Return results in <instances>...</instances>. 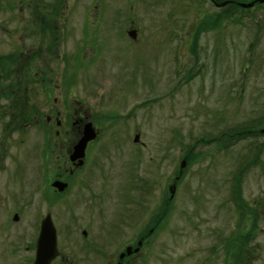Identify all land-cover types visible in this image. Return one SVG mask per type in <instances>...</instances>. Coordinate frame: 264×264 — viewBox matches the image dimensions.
I'll use <instances>...</instances> for the list:
<instances>
[{"label": "rangeland", "instance_id": "374dc122", "mask_svg": "<svg viewBox=\"0 0 264 264\" xmlns=\"http://www.w3.org/2000/svg\"><path fill=\"white\" fill-rule=\"evenodd\" d=\"M95 1L69 0L68 7L71 9L73 4L76 14L67 15L66 20L56 17L53 21L68 23V26L73 22L89 24L86 26L88 39L96 38L95 33L98 34L93 30L94 25L97 22L104 23L101 34L104 35L105 50L99 55L90 49L87 59L81 53L74 57H69V54L66 56L65 48L70 49L75 41L83 38L84 31L78 29L82 27L73 25L68 32H71V37L68 40L66 37L59 38L58 48L50 58L42 56L45 58L44 63L48 64L46 69L54 74L44 79L37 76V93L33 96L37 104L36 116L26 112L29 103H32L29 94L12 96L10 104L14 109L0 102V168L4 167L7 172L15 163L16 174L20 172L19 180L25 195L24 210L21 206L12 207L11 200L7 203L10 207L6 210L7 214L0 215V231L6 229L8 232L15 227L10 222L13 215H20L19 226L23 228L25 245L18 255H12L6 243L1 242L0 264L33 263L31 242L38 237L40 223L47 214L51 215L56 228L60 249L73 260L75 255L72 254L78 252L79 243L85 239L81 231L86 229L87 218L94 216L99 219L97 210L93 216L87 217L84 201H79L74 208V218L68 208L70 202L83 197L82 193L87 196L89 192H98L101 182L98 176L90 181L84 180L87 171L78 170L71 178L72 186L68 194L53 188L54 183L60 180H54L58 173L66 178L64 168L68 156L72 154V147L77 143L75 138L78 129L83 133L82 126H70L71 119L74 122L78 120L86 108L93 112L97 103H102L103 107L99 111L107 116L97 127L102 137H95V141L92 140L94 142L87 148V165L91 166V162L97 161L96 168H102L104 174L111 171L121 175V179H118L113 174L109 182L123 180L125 161L130 164L132 151L136 150L137 182L150 183L152 190L148 198L157 197L159 191L162 192L161 196L166 193L167 198H170L169 188L174 178L180 175L184 158L187 161L170 202L166 225L148 239L150 263L264 264V221L262 225L260 223L263 229L258 234L253 232L246 249H243L247 233L241 231L246 229L250 218L242 215V204L235 201L238 198L252 200L264 192V180L256 168L247 178L246 173L240 178L239 194L234 191L231 194L232 189L238 187L236 179L244 166L241 163L245 152L244 141L235 142L232 148L223 151L210 141L215 133L223 136L228 126L218 124L217 131L212 132L215 129L211 119L213 106L223 109L224 116H220L230 115L232 125L242 129L238 124L245 120L246 94L239 93V73H242L244 66L243 55L247 54L243 29L247 28L251 19L257 20L258 10L245 12L238 8L231 11V17L228 11L218 10V20L214 26L217 31L201 34L198 39L196 31L193 32V14H188V21L179 26L182 8L192 7L187 5L186 0H111L105 3L104 18L98 21L95 13L85 15L83 9L86 2L85 6L95 12L92 9L97 6ZM247 1L238 0V3ZM6 20L7 15L0 12V22ZM115 22L126 24V27L133 23L139 43L134 47H130L126 41L124 43L128 39L126 32L109 27L110 23ZM195 38L198 39L196 47L191 44ZM39 46L37 37V48ZM41 50L44 54L43 46ZM41 62L37 58V67L42 66ZM233 71L234 83L232 80L230 83L235 87L229 88L234 93L231 97H235L228 106L224 102L227 87L224 85V89L221 83L226 73ZM215 72H225L216 75L218 83L212 79ZM195 74L198 77L189 80ZM183 80H186V84L179 88L176 83ZM2 85L4 82L0 80ZM89 92H94L93 98ZM119 94L120 99L115 100ZM18 97L20 104L15 107ZM26 98L29 103H23ZM26 113L28 116L23 119ZM130 113L136 121L130 119ZM111 114L121 118L119 124L113 125L115 118L107 120ZM2 117L6 120H1ZM28 118L34 122L37 120V127L34 124L21 126L22 121ZM6 121L7 126L4 127ZM60 121L62 124L56 125ZM17 122L20 128L13 127ZM33 131L37 132V143ZM56 131H60L61 136L56 135ZM120 136L125 144L122 149L115 150L114 145H121L117 141ZM136 136L139 143L144 144L143 148L140 145L135 147L132 143ZM203 140L210 143L206 144ZM226 143L224 137L218 140V144ZM104 144L108 147L107 151L103 148ZM9 180L15 181H12V175H9ZM83 180L89 185L80 186L78 183H83ZM10 182L7 188L14 189L10 190L11 193L16 192L19 185L13 186ZM89 189L92 191H86ZM138 193L141 192L138 190ZM6 198L0 190V203L3 199L7 202ZM149 209L142 217L138 232L147 229L146 225L150 228L154 222L153 218L150 219ZM74 220L78 224L70 227ZM8 234L3 236L6 241L13 238L8 237ZM73 234L77 236L70 239ZM218 234H222V238ZM229 238L233 241L232 254L222 246ZM28 246L29 249H24ZM68 251L73 253L68 254ZM236 259L240 261L235 262Z\"/></svg>", "mask_w": 264, "mask_h": 264}, {"label": "flooded vegetation", "instance_id": "af4514ba", "mask_svg": "<svg viewBox=\"0 0 264 264\" xmlns=\"http://www.w3.org/2000/svg\"><path fill=\"white\" fill-rule=\"evenodd\" d=\"M16 1H18V4H16ZM68 1L69 0H0V12L7 15V20L0 22V62H2V64H0V80L4 82V85L0 86V102L6 104L7 107L14 109L10 103L12 96L15 94H29L32 103H29L28 98L24 99L23 103L27 102L30 104L26 110V112L28 111V115L32 114L36 116L35 114H37V104L34 103L33 96L37 93V76L44 79V77L51 78V76L54 74V72L51 73V71L46 69L48 64L44 63L45 58L42 56H47L50 58V56L55 52L56 48H58V39L66 37V40H68V38L71 37V32L68 33L70 30L69 28L79 26L82 27V29H78L84 32L82 34V40L77 42L75 41L70 49L65 48L64 51L66 56L69 54V57H74L77 53H81L87 59L89 57L88 53L90 49L99 55L103 52V50H105L104 35L101 34L105 28L104 23L102 24L97 22L93 29L96 30L101 36L97 38L98 34L95 33L96 38L92 36L93 39H88V32L86 31L88 28H86V26L89 24L81 22L76 24L73 22L68 26V23H55L53 21V18L56 19V17H59V19L64 18V20H66L67 15L72 16L76 14L74 11L76 8L72 4L73 7L70 9L68 7ZM107 1L110 2L111 0H96L95 2L97 6L92 8L95 10V12L90 11L89 6L83 7L85 10V15H91V13H95L96 21L99 19L101 20V18H104V7ZM186 2L188 6L192 5V7L182 8V11L180 12L182 15L180 16L181 20L179 26L188 21V14H193L195 23L193 24L194 26L192 25V27L193 32L196 31V38L198 39L201 34H211L217 31V28L214 29V26L218 20V10H224V12L228 11L231 17L232 12L239 8L231 3L232 0H186ZM250 4L253 5L251 7H240L245 12L258 10L259 15L257 20L251 19L252 21L246 25L247 28L243 29L245 32L244 39L247 41V54L243 55L244 66L242 73H239L241 76L239 93L240 95L246 94V105L244 110L245 120L242 122V124H238L242 126V129L237 127L235 128L232 125L233 122H231L230 115H226V117L220 116L221 114L223 115V109L221 108L213 106L211 109L212 116L210 115L215 127V129L212 131L213 133L217 131L216 129L218 124H228L226 133L223 136H221L219 133H215V136H212L210 139L211 144L215 143V145L219 147L218 149L222 151L232 148L235 142L244 141L245 144V152L244 155L242 154L244 157L241 161L244 166L236 179V184L238 187H236V189H232L231 194H233V191L234 193L237 192L239 194L240 178L245 173V178H247L251 174L252 170H255L256 168L261 174L260 178L264 180V0H248L245 3V5ZM197 14H199L198 17H196ZM10 15H16V17H11ZM37 15L39 16L37 17ZM125 25L115 22L110 23L109 27L111 29H115L116 27L119 30H124V32H126V36H128V39L124 40V43L126 41L130 47H134L139 43L137 32L135 39H131L129 37V33L131 31H136V29L133 27V23L128 24L127 27ZM240 32H242V30ZM53 35L56 36L54 37ZM37 37L39 38V48H37ZM196 38L191 40V44H193L195 47V42H198V39ZM41 46L44 48V54L41 50ZM37 52H39V55H37ZM40 52L42 53L40 54ZM37 58L38 60L39 58L42 60V66L40 65L37 67ZM59 58H61V56H59ZM181 67V70H183V65ZM223 73L225 72H215V75L212 77L213 82L218 83L216 75H221ZM232 73H234V71L227 72L225 75V80H221V84L224 89L227 87V97L224 102L227 103L228 106L229 101L235 97V95L231 97V94L234 93L229 88L230 86H234V84L232 85V82L234 83V77ZM197 77V74H195V76L189 78V80ZM230 80H232L231 83ZM176 84L179 85V88H181L182 86H185L186 80L180 81ZM214 86L215 83H213V88H215ZM89 95L91 98H93L94 92H89ZM120 97L121 96L119 94V97L116 96L115 100L120 99ZM219 98L222 99L220 96ZM98 100L99 99H97V101ZM19 104L20 99L18 97V102L15 107H17ZM102 107V103H97L93 108V112L86 108V111L82 116L79 117L78 120L74 122L73 118L71 119L70 126H82V128H84L89 124L95 129L96 137H102V134H99L100 131L97 129V127L102 124V119H105V116H107L106 114L103 116V114L99 111V109L101 110ZM22 108L23 107L21 105L20 109ZM28 115L27 113L24 114L22 116L23 119ZM67 116L69 117L70 115ZM29 118L24 120L25 125H23L24 122L22 121L21 126L34 124V126L37 127V120L34 122V120L30 121ZM113 118L116 119L113 125L120 123L121 118L119 119L114 114H111L107 120L110 121ZM130 119L136 121L131 113ZM1 120L6 119L5 117H2ZM48 122L50 121L48 120ZM61 124V121L59 123L56 122V125L58 126ZM5 126H7V121L4 124V127ZM13 127L20 128V124L18 122L14 123ZM234 130L238 131L234 132ZM77 133L78 136L75 138L76 142L82 136L80 129H78ZM56 135L61 136L60 131H56ZM223 137L225 138V143H227L225 145L218 144V140L222 139ZM108 138L110 139V137ZM120 139L121 136L118 137L117 141L121 143V145H114L115 150L122 149L123 144H125V141ZM94 141L87 143L83 164L81 166L78 165L79 160L72 162L70 156H68L66 168H64L66 178L58 173V176H56L54 180L57 181L58 178H60V180L57 182L66 185L63 191L67 192L68 194L72 186L71 178L75 176L78 170L87 171V174L83 177L84 180L87 179L90 181L98 176L101 180L98 187V192L96 194L89 192L87 196H84L82 193L83 197L70 202L68 208L70 209V212L74 218V208L77 206L79 201H84V206L87 210V217L93 216L95 210H97V216L99 219L94 216L87 218L88 220L85 222L86 229L81 231V234L85 239L83 242L79 243L80 245L77 247L78 252H76V254H72V251H68L70 252L68 254L75 255L73 260H70L68 257H66L65 255H67V253L64 255V251L62 252L60 249L58 241L59 237L56 232L57 255L50 261L49 264H152L150 263L151 254L148 253L149 247L147 242L150 236L157 234L159 232V228L163 229L164 225H166L167 214L172 199L167 198L166 193L161 196V191L158 192L157 197L148 198L152 190V187L150 188V183L141 182L139 184L137 182L136 150L132 151L133 158L130 160V164L125 161V165L123 167V180L117 183L109 182V179L111 177L113 178V174L116 175V173L108 171L106 174H104L102 168H96L95 165L97 161L91 162V166L87 165V148L89 149L90 143ZM210 141L207 143L204 141V143L208 144ZM132 143L135 147H138L139 145L142 148L144 147V144H140L139 140L136 142L132 141ZM103 148L105 151L108 150V147L105 144L103 145ZM35 153L37 155V151ZM184 160L186 161L185 158ZM113 169L115 168H111L110 170ZM0 170V190L3 191L4 197H7V202H5L3 199L0 203V215L3 216L7 214L6 210H9L10 208L7 203L11 200H13V202L10 204L12 207L21 206L24 210L25 195L22 191L23 189L19 180L20 172L19 174H16L15 163L12 168L7 169V172L5 171L4 167H1ZM9 175H12V181L15 180L14 182H10ZM118 175L119 174L116 176ZM181 175L182 173L177 176V178H179L177 183L180 181ZM101 176H103V178ZM118 179H121V175L118 176ZM174 179H176V177ZM84 180L83 183H78L82 187H85L84 185H89L86 184ZM9 182L13 186L19 185L16 189V192L12 191L11 193L10 190L14 189L7 188V184ZM35 184L37 187V170L35 175ZM172 184H174V182ZM81 190L82 189L79 191ZM138 190L141 192L140 194L138 193ZM86 191H92V189ZM146 196L148 199H146ZM156 198L158 199L156 200ZM236 202H240L242 204V215L245 214L247 218H250V222L247 221L248 225L246 229L241 231L243 233H247V237L245 236L247 241H244L243 243V249H246V244L249 242L248 239H251L250 237L252 233L255 232L258 234L260 233V230L263 229L261 228L260 223L262 225L264 221V192H260L256 197H253L252 200L250 198H240L239 200L238 198ZM148 207H150V219L153 218L152 221L154 222L150 228L148 225H146L148 230L141 229L142 231L138 232L137 229H139L138 227L141 225L142 217L146 215L145 213L148 211ZM19 217L20 215L18 213L13 215L12 221L10 222L14 224H12V227H15H13L12 231L8 232L6 229H3L4 231H0V246L1 242L6 243V245L12 251V255H18L25 245V237L22 231L23 228L19 226L21 222L19 221ZM77 224L78 221H71L70 227H74ZM244 226H246V224ZM2 228L4 227L2 226ZM6 228L8 229V227ZM5 233H9L8 235L10 236H7L13 238H9V241H6L3 238V236H6ZM218 235L222 238V234ZM76 236L77 235L73 234L72 236L68 237L71 239ZM37 240L38 237L35 238L33 242H31V248L34 253V260L32 264H34L35 261ZM224 243L225 242L222 243V246L224 245V249L232 254V238H229L227 242L225 244ZM24 249H29V246ZM239 261V259H236L235 262ZM21 264L24 263L22 262ZM197 264H200V262Z\"/></svg>", "mask_w": 264, "mask_h": 264}, {"label": "water", "instance_id": "95a60500", "mask_svg": "<svg viewBox=\"0 0 264 264\" xmlns=\"http://www.w3.org/2000/svg\"><path fill=\"white\" fill-rule=\"evenodd\" d=\"M242 5V7H249L250 5L245 4H239ZM129 37L131 39L136 38V32L131 31L129 33ZM96 137V132L94 128L91 125H86L83 128V133L81 138L77 141L76 145L73 146L72 154L70 155L71 161L79 160V166L83 164V158L85 155V149L87 146V143L94 140ZM135 142L138 141L137 136L135 137ZM185 161L180 166V172L185 167ZM179 178H176V181H178ZM65 184L55 182L53 187L56 188L59 192H62L65 189ZM176 186L173 184L169 188L170 198L172 199L174 196ZM57 243H56V232L54 229V225L51 220V215L47 214L45 218L42 220L40 224V232L37 240V249L35 254V261L34 264H49L52 259L55 258L57 255Z\"/></svg>", "mask_w": 264, "mask_h": 264}, {"label": "bare ground", "instance_id": "6f19581e", "mask_svg": "<svg viewBox=\"0 0 264 264\" xmlns=\"http://www.w3.org/2000/svg\"><path fill=\"white\" fill-rule=\"evenodd\" d=\"M237 2V3H236ZM240 2V1H239ZM86 3V2H85ZM85 3H84V7H86L85 6ZM232 4H234L235 6H237V7H242V5H239V4H241V3H238V0H232V2H231ZM245 4V3H244ZM251 7V6H250ZM228 63V65H230V63L229 62H227ZM0 64H2V62H0ZM34 132V135H35V140H36V143H37V132L36 131H33ZM81 138V137H80ZM72 162H74V161H72ZM54 229H55V232H56V228L54 227ZM250 240V239H249Z\"/></svg>", "mask_w": 264, "mask_h": 264}, {"label": "trees", "instance_id": "16d2710c", "mask_svg": "<svg viewBox=\"0 0 264 264\" xmlns=\"http://www.w3.org/2000/svg\"><path fill=\"white\" fill-rule=\"evenodd\" d=\"M236 200H237V199H236ZM236 200H235V201H236Z\"/></svg>", "mask_w": 264, "mask_h": 264}]
</instances>
